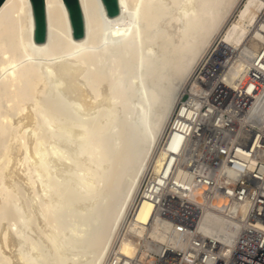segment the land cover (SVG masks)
<instances>
[{"label": "bare ground", "instance_id": "1", "mask_svg": "<svg viewBox=\"0 0 264 264\" xmlns=\"http://www.w3.org/2000/svg\"><path fill=\"white\" fill-rule=\"evenodd\" d=\"M241 1L119 0L111 18L102 0H80L86 35L75 40L64 0H46L43 44L32 1H4L0 264H106L116 243L133 255L145 232L129 215L149 169L162 166L160 140L195 68L218 39L244 58L264 40L257 0L230 22ZM232 88L231 80L219 88L223 101ZM67 190L79 197L72 217H87H66L64 226L59 216L73 211ZM194 197L202 200L200 188ZM213 204L202 229L231 245L236 226L226 223L223 200ZM155 207L142 201L137 220ZM149 234L166 241L156 225Z\"/></svg>", "mask_w": 264, "mask_h": 264}, {"label": "built area", "instance_id": "2", "mask_svg": "<svg viewBox=\"0 0 264 264\" xmlns=\"http://www.w3.org/2000/svg\"><path fill=\"white\" fill-rule=\"evenodd\" d=\"M257 1L260 28L264 0ZM229 80L233 88L223 101L219 88ZM159 150L166 155L162 166L148 171L129 215L145 234L132 256L116 243L106 264H264V40L247 58L227 44L212 46L178 101ZM199 188L201 201L194 197ZM215 198L224 201L226 223L236 226L231 245L202 229L205 209L218 210ZM145 200L156 206L146 222L135 216ZM155 225L165 242L151 238Z\"/></svg>", "mask_w": 264, "mask_h": 264}, {"label": "water", "instance_id": "3", "mask_svg": "<svg viewBox=\"0 0 264 264\" xmlns=\"http://www.w3.org/2000/svg\"><path fill=\"white\" fill-rule=\"evenodd\" d=\"M5 0H0V7ZM35 18L34 38L37 44H43L48 36V20L46 0H31ZM107 15L111 18L120 14L119 0H102ZM69 12L75 40H81L86 35L85 17L80 0H64Z\"/></svg>", "mask_w": 264, "mask_h": 264}, {"label": "rangeland", "instance_id": "4", "mask_svg": "<svg viewBox=\"0 0 264 264\" xmlns=\"http://www.w3.org/2000/svg\"><path fill=\"white\" fill-rule=\"evenodd\" d=\"M253 3H255L254 0H242V1L240 2V4H239L238 8L235 9L234 15L231 17L230 22L232 23L233 20L235 19V17H236V14H235V13L240 14V13H241L242 11H244L249 5H252V6H253ZM231 20H232V21H231ZM216 42H220L219 39L216 40L215 43H216ZM215 43H213V45H214ZM149 170H150V169H149ZM21 191L24 192L23 189H21ZM67 191H68V198H69V207H68V208H69V209H73V211H70V210L65 211V213H62V214L59 216L58 221H59L60 224H62V225H64V226H68V221H67V218H66V217H70L71 220H74V219H75V220H78V222H80V221L83 220V219H86V217H87V214H86L85 216H83V217H78V216H76V217H72V214H71V213H74V212L76 211V209H78V206H77L76 202L78 201L79 197H75V196H73V194H71V193L69 192V190H67ZM24 194L26 195V193H24ZM24 194H23V195H24ZM26 196H28V194H27ZM74 207H75V208H74ZM102 207H103V210H104V211H107V210L109 209V202L106 201V202L103 204ZM79 220H80V221H79Z\"/></svg>", "mask_w": 264, "mask_h": 264}]
</instances>
